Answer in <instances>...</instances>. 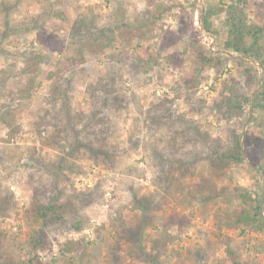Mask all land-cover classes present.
Masks as SVG:
<instances>
[{"label": "rangeland", "instance_id": "obj_1", "mask_svg": "<svg viewBox=\"0 0 264 264\" xmlns=\"http://www.w3.org/2000/svg\"><path fill=\"white\" fill-rule=\"evenodd\" d=\"M59 0H25V13L37 16L43 5ZM50 15L37 32L56 35L57 45H41L36 30L18 33L0 41V189L13 195V205L0 217L5 250L17 264L29 257L32 222L27 210L30 188L25 163L35 146L42 152L62 154L49 147V125L36 126L30 107L40 103L52 85L70 83L71 106L88 112L91 99L86 84L97 77L114 79L123 96V107L112 106L109 135L102 145L109 156H92L81 150L70 156L73 170H65L67 192L92 189L93 197L81 213L78 229L55 228L51 245L37 251L41 264H264V230L235 224L242 210L261 202L264 217V108L257 103L264 69L249 57L223 49L226 38L222 22L226 6L238 3L247 22L259 19L263 0H67ZM207 4L215 5L211 22L216 34L205 33L201 15ZM263 8V7H262ZM263 10V9H262ZM79 15L97 27L113 28V43L98 52L77 58L69 44L72 21ZM154 17V18H153ZM157 18V19H156ZM146 19L141 36L133 28ZM153 19V20H152ZM132 28V29H131ZM131 29V30H130ZM30 48L43 54L33 73L31 98L22 100L20 91L22 54ZM203 56H213L203 63ZM221 59L218 60L217 57ZM255 66L257 82L245 85V66ZM188 80L189 89L185 82ZM239 81L252 97L240 118L224 120L214 107L220 92ZM204 100L194 118L214 136L225 138L237 126L242 135L243 159L222 169L206 161L195 163L191 175L161 178L152 155L163 141L161 131L148 129L144 111L160 97L173 99L177 113H188L187 91ZM5 103L6 101H8ZM20 104V106H19ZM29 104V105H28ZM2 110V111H1ZM193 117V116H192ZM251 136L250 146H246ZM138 141V145L134 142ZM262 143L260 147L256 143ZM28 149V150H27ZM245 194H250L246 197ZM136 200L138 202H136ZM148 254L150 255L148 257Z\"/></svg>", "mask_w": 264, "mask_h": 264}, {"label": "trees", "instance_id": "obj_2", "mask_svg": "<svg viewBox=\"0 0 264 264\" xmlns=\"http://www.w3.org/2000/svg\"><path fill=\"white\" fill-rule=\"evenodd\" d=\"M42 2L43 0H39ZM67 0H59L42 6L37 16L25 13L23 17L14 19L15 13L24 10L22 4L25 0H0V41L9 35L18 33L27 36L33 30L39 28L43 21L50 15L62 16ZM264 1V0H263ZM259 19L247 22L246 13L238 3H230L226 6L222 27L226 38L223 41V49L237 53L244 57L254 59L264 69V2L258 3ZM263 7V8H262ZM263 9V10H262ZM216 14L215 5L207 4L201 15V26L205 33L216 34L211 18ZM154 18V17H153ZM157 19V18H156ZM153 20V19H152ZM146 19L139 22L132 32L141 36L146 25ZM119 25L110 27H97L95 24L79 15L72 21L69 44L73 46L76 56L70 57L71 64L79 58L84 59L85 52L102 51L113 43L115 32ZM37 38L41 45L57 44L56 35L44 34L36 30ZM218 60L221 58L218 56ZM23 67L20 97L22 100L31 98V87L35 80L33 73L39 69L43 54L30 48L22 54ZM213 56H203V63H211ZM244 74L247 78L245 85L257 82V69L255 66H245ZM189 89L188 80L185 82ZM70 83L52 85L46 96L40 103L29 108L36 117V126L49 125L52 133L47 138L49 147L56 148L62 154L42 152L35 146L28 147L31 150L25 163L28 170L26 179L30 188L28 202V216L32 222L29 236V257L26 264H41L37 259V251L47 249L51 245L49 235L56 228L67 227L78 230L84 224L81 210L93 197L100 195L92 189L67 192L63 182L66 180L65 170H73L70 156L77 155L81 150L89 151L94 157L99 155L109 156V151L102 146L109 135L110 125L106 111L112 106L123 107L124 98L116 91L117 84L114 79L97 77L86 84V92L91 99V108L88 112H77L71 106L72 96L69 89ZM6 97L0 94V97ZM189 101L188 113L191 117L185 118V113L179 114L173 108V99L160 97L144 111V120L148 129L161 131L162 147L153 150V156L159 164L161 178L167 182L175 175H191L195 163L206 161L211 167L222 169L230 163L243 159L242 135L237 131L238 127L231 126L227 129L225 138L214 136L212 132L202 127L194 118L203 109L204 100L195 96L194 91H187ZM252 97L247 94L241 82H231L219 94L214 102V107L219 115L226 121L240 118L244 107L251 103ZM9 102L6 101L5 103ZM122 103V104H121ZM257 103L264 108V77L258 90ZM29 105V104H28ZM0 103V108H4ZM20 106V104H19ZM2 111V110H1ZM251 136H247L246 146H250ZM138 141L134 145H138ZM262 143H256L260 147ZM28 150V149H27ZM1 193L0 189V217L7 215L13 205V195ZM250 197V194H245ZM136 202H138L136 200ZM262 205L258 201L247 210H242L235 220V224H244L255 230H264V217ZM4 233L0 228V264H17L16 260L9 256L5 250L3 240ZM150 255L148 254V257ZM238 264V263H236Z\"/></svg>", "mask_w": 264, "mask_h": 264}]
</instances>
